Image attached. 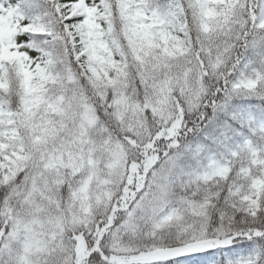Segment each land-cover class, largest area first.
<instances>
[{"label":"snow or ice","instance_id":"1","mask_svg":"<svg viewBox=\"0 0 264 264\" xmlns=\"http://www.w3.org/2000/svg\"><path fill=\"white\" fill-rule=\"evenodd\" d=\"M0 264H264V0H0Z\"/></svg>","mask_w":264,"mask_h":264}]
</instances>
